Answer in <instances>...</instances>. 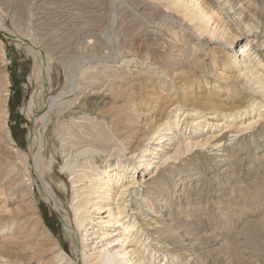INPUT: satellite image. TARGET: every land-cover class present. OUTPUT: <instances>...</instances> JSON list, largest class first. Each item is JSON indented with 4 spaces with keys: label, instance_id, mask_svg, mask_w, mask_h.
Returning <instances> with one entry per match:
<instances>
[{
    "label": "rangeland",
    "instance_id": "374dc122",
    "mask_svg": "<svg viewBox=\"0 0 264 264\" xmlns=\"http://www.w3.org/2000/svg\"><path fill=\"white\" fill-rule=\"evenodd\" d=\"M198 2L213 38L164 0H0V264H85L82 165L138 182L134 264H264V0Z\"/></svg>",
    "mask_w": 264,
    "mask_h": 264
},
{
    "label": "bare ground",
    "instance_id": "6f19581e",
    "mask_svg": "<svg viewBox=\"0 0 264 264\" xmlns=\"http://www.w3.org/2000/svg\"><path fill=\"white\" fill-rule=\"evenodd\" d=\"M164 1L167 2L168 5L171 6V8L180 12L185 17V19H189V21L197 22V26L201 30L204 29V31L202 30L203 32H206V31L211 32V35H212L211 38H213V36L215 35V31L213 29H211V26H210L211 21H212V17H210V15H209L210 12L208 11V9L206 7H204L203 5H202L203 7L200 6L198 0H192V3H193L192 6L190 4L183 2V0H164ZM209 28H210V30H209ZM260 44L263 45L264 41H262ZM231 63L236 68H238L242 72V74L248 75L246 73V71H247L246 68H243V65L245 66V64H247V63H245L244 60L243 61L233 60V61H231ZM255 79L257 80V81H255L257 83V85H261L258 83V79L257 78H255ZM250 81H251V79H250ZM261 87H264V86H261ZM61 97L62 96L52 98L50 101V106H53L57 102H60L61 100H59V99ZM95 101H97V100H95ZM92 103H94V102H92ZM88 105H90V104H88ZM95 105H97V104H95ZM91 106H92V104H91ZM91 106H90V108H91ZM90 108H89V110H90ZM73 115H75V114H73ZM81 117H83V115H81ZM75 118L77 120V117H75ZM94 120H95V118H94ZM47 125H48V123H47ZM70 151H68V153ZM142 154H143V156L140 158H144L147 155V150H144ZM87 157H86V159H87ZM144 160H142V162H145ZM79 164H80V162L78 163V165ZM87 164H89V162ZM140 164H144V163L140 162ZM141 166H143V165H141ZM81 167H82L81 174L76 175L77 171H72L71 172V175H72L71 179H72V183L74 184V187L80 188L79 190L82 189L81 192H78L79 190H77V192L75 193L76 194L75 200L77 201L75 203V209H76L75 215L77 216L76 220H77L78 227L83 229V231H84V234L82 235L84 243L86 242L84 244V246L87 248L89 247L88 249H90V251H92V253H90V254H88L87 252L83 253L84 263L85 264H134V262L136 263V261L138 259L134 261L132 254H130V252L127 251L128 248H126V245L129 244V238L131 237L130 234L136 228L137 225L135 224V221H134L132 223L129 222L125 226V224H123L121 221L125 219L126 216H124V215L127 213V207L128 206H126L125 204L130 203V200H128L127 198L129 196H131L132 194L134 195L136 193L135 188H136V184L138 182L134 180V181L130 182V184L127 186L123 184L121 186L115 187L114 185H115L117 179H121L122 175L120 172H116L115 174L111 175V172L113 169L110 170V167L106 166V167L102 168L101 170H99V172L98 171L96 172L95 178H93V177L91 178V176L88 173L84 172V170L87 169V166L82 165ZM74 170H76V169H74ZM121 171H123V170H121ZM88 178H90L89 183H84L85 180L87 182ZM114 190L116 191V194H115L116 195L115 196L116 208H112L111 207L112 205L110 204L112 197H114L113 196ZM131 190H133V191H131ZM52 192H53V190H52ZM139 192L141 193V191H139ZM53 193L55 195H53L51 203L56 204V200L59 199L58 195H57L58 192L57 193L53 192ZM133 206H135V205H133ZM89 210H91V212H89ZM105 213H108V216L104 218L106 220H103V217L101 215H103ZM94 214L97 216L99 215V217H97L96 220L93 218ZM94 224H96V225L102 224L100 227V231H101V235L104 239V242L103 241H100V242L97 241L100 238H98L96 236L97 234L94 231V228H95ZM120 226L123 229L122 231H120L121 230L119 228ZM110 227L115 228V231H117L115 233V235H112L113 233L110 231ZM118 229H120V230L118 231ZM145 231L149 232L147 230H145ZM83 241H82V244H83ZM147 241H148V239H147ZM99 244L101 245L100 247H98ZM58 246H60V245H58ZM59 250H60L59 255H61V259L66 260V257L68 256L65 253L66 251L64 252L62 249H59ZM64 264H76V263H73L70 260L69 261L66 260Z\"/></svg>",
    "mask_w": 264,
    "mask_h": 264
}]
</instances>
